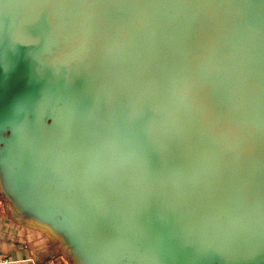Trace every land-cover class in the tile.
I'll list each match as a JSON object with an SVG mask.
<instances>
[{
    "label": "water",
    "instance_id": "obj_1",
    "mask_svg": "<svg viewBox=\"0 0 264 264\" xmlns=\"http://www.w3.org/2000/svg\"><path fill=\"white\" fill-rule=\"evenodd\" d=\"M0 196L71 264H264V0H0Z\"/></svg>",
    "mask_w": 264,
    "mask_h": 264
},
{
    "label": "crops",
    "instance_id": "obj_2",
    "mask_svg": "<svg viewBox=\"0 0 264 264\" xmlns=\"http://www.w3.org/2000/svg\"><path fill=\"white\" fill-rule=\"evenodd\" d=\"M0 258L5 261L3 264H71L47 232L14 219L1 196Z\"/></svg>",
    "mask_w": 264,
    "mask_h": 264
},
{
    "label": "built area",
    "instance_id": "obj_3",
    "mask_svg": "<svg viewBox=\"0 0 264 264\" xmlns=\"http://www.w3.org/2000/svg\"><path fill=\"white\" fill-rule=\"evenodd\" d=\"M5 261L4 260H2L1 258H0V264H3ZM46 264H53V262L52 261H50V262H48V263H46Z\"/></svg>",
    "mask_w": 264,
    "mask_h": 264
},
{
    "label": "bare ground",
    "instance_id": "obj_4",
    "mask_svg": "<svg viewBox=\"0 0 264 264\" xmlns=\"http://www.w3.org/2000/svg\"><path fill=\"white\" fill-rule=\"evenodd\" d=\"M47 231V230H46Z\"/></svg>",
    "mask_w": 264,
    "mask_h": 264
}]
</instances>
